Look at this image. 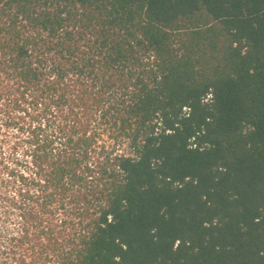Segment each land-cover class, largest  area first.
Segmentation results:
<instances>
[{
    "label": "trees",
    "instance_id": "obj_1",
    "mask_svg": "<svg viewBox=\"0 0 264 264\" xmlns=\"http://www.w3.org/2000/svg\"><path fill=\"white\" fill-rule=\"evenodd\" d=\"M0 264H264V0H0Z\"/></svg>",
    "mask_w": 264,
    "mask_h": 264
},
{
    "label": "rangeland",
    "instance_id": "obj_2",
    "mask_svg": "<svg viewBox=\"0 0 264 264\" xmlns=\"http://www.w3.org/2000/svg\"><path fill=\"white\" fill-rule=\"evenodd\" d=\"M13 138L11 135L0 136V214L7 202L5 196L12 190L10 172L15 168V155L12 150ZM6 245V240L0 238V248Z\"/></svg>",
    "mask_w": 264,
    "mask_h": 264
}]
</instances>
